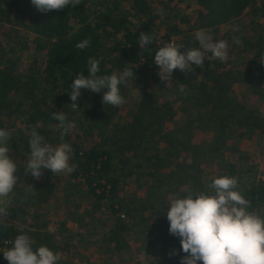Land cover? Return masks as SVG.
Listing matches in <instances>:
<instances>
[{
	"label": "trees",
	"instance_id": "16d2710c",
	"mask_svg": "<svg viewBox=\"0 0 264 264\" xmlns=\"http://www.w3.org/2000/svg\"><path fill=\"white\" fill-rule=\"evenodd\" d=\"M123 1L125 0H80V4L75 7L69 5L59 11L40 12L31 4V0H23L22 7L17 8L29 11L28 15L32 17L29 25L31 30L50 40L37 75L32 70L33 73L21 76L12 62L6 66L4 62L7 61H0V129L11 133L8 146L11 158L15 159L13 157L18 155L29 156V140L33 128L40 135L45 128H56L59 121L52 118L53 113H78L88 120L89 126L97 127V132L92 129L88 131L95 135L88 146L72 142L74 148L70 164L75 166L73 176L85 187L87 193L95 197L97 206L102 199H115L110 203L115 219L104 233L105 242L116 250L128 247L126 235L128 226L134 222L133 217L141 216L144 210L151 209L155 214L152 225L161 246L169 245L167 249L181 247L180 238L169 233L164 206L143 202L145 199L137 198L138 196H134L129 206L119 195L120 176L140 172L146 184L145 198L149 201L151 194L155 193L151 187L168 186V191L181 197L190 191L195 193L205 190L218 176H232L233 165L227 162L223 165V171L206 177L200 174L201 164L198 158L209 155L211 151L222 154L227 149L234 152L235 148H229L228 142L238 134L242 136L264 130V116L257 108L248 106L235 96L233 77L229 70L215 72L209 68L212 60L205 57L203 68L193 65V71L189 73L178 69L173 72L169 84L175 90L178 110L183 115L180 123L174 122L176 112L173 104L162 102L151 86L156 85L162 89L168 84L158 76L159 68L154 63V55L159 47L171 43V37L179 31L176 25L170 24L160 33L155 23L157 14H147L148 4L145 0H133L134 7L148 16L132 25ZM1 2L2 0L0 17L8 21L11 9L7 5H1ZM255 2L256 0H195L199 25L216 28L215 26L229 21L236 22L246 8L254 13H264V2L259 5ZM142 32L153 37L152 43L144 47L139 42ZM84 40L90 41L89 46L78 49L76 45ZM179 41L177 45L184 47L180 49L181 52L193 48L197 42L191 39ZM245 44L259 59L256 73L258 83L253 88V92L259 93L264 90V63L260 60L264 56V33L259 32L246 40ZM90 57L100 61L98 75L119 74L125 67L135 73V78L133 76L119 86L123 98L129 88L136 94L132 102L125 101L124 106L130 105L128 110H124L123 105H103V92L93 93L89 90H82L76 101L78 108H72L69 95L72 81L77 73L87 75ZM180 84L184 85L183 92L179 90ZM120 108L122 112L126 111V117L122 122H117L115 116ZM10 120H14V127L9 124ZM168 122L176 124L168 127ZM198 128L213 132L210 143L204 145L203 150L200 149V144L191 140L194 130ZM64 139H70V135H64ZM182 151L190 152L191 161L186 164L183 176L176 179L173 177L174 172L165 169L174 160L181 164ZM130 154L134 156V162H131ZM23 167L24 165L20 172ZM237 190L250 201L249 210L264 217V179L237 185ZM32 191L36 192L37 201L44 202L52 196L53 184L49 179L43 183L35 182ZM24 192L27 193L28 190L19 188L16 194L22 195ZM11 211L10 217L13 218L16 211L13 207ZM122 215L126 217H121ZM17 235L19 231L11 226L0 232V264H8L3 252L11 247L10 241ZM33 235L34 248L45 245L54 252L57 251V245L50 241L48 233L42 236L36 230L30 232V238Z\"/></svg>",
	"mask_w": 264,
	"mask_h": 264
},
{
	"label": "rangeland",
	"instance_id": "374dc122",
	"mask_svg": "<svg viewBox=\"0 0 264 264\" xmlns=\"http://www.w3.org/2000/svg\"><path fill=\"white\" fill-rule=\"evenodd\" d=\"M145 2L148 4L147 14L151 15L152 12L157 14L155 23L160 33L164 32L166 25H176L179 32L171 37V43L178 44L177 42L183 39L194 41L199 30L208 32L214 42L226 41L228 49L225 60H219L209 52L205 53V56L212 60L209 68L214 69L215 72L229 70L233 77L235 96L248 106L257 108L258 112L264 116V90L259 93L253 92V88H256L258 83L256 73L259 59L245 44L246 40L255 37L259 32L264 33V13L260 11L254 13L250 8H246L236 22L229 21L215 26L216 28H207L199 25L195 0H145ZM261 2L264 0H256L255 4L259 5ZM22 4L23 0H2L1 2V5H7L11 9V14L8 21L0 17V61H7L4 62L6 66L12 62V66L21 76L33 73L32 70L37 75L39 66L42 65L46 55L50 38L39 36L31 30L29 25L32 17H29V11L18 9L22 7ZM122 4L129 12L128 16L132 25L148 16L134 7L133 0H125ZM72 26H76L74 22ZM234 38L240 43H234ZM194 47H200L198 41ZM151 89L162 102L167 101L173 104L176 112L174 122L180 123L183 115L178 110L173 87L167 84L166 87L160 89L152 85ZM125 93V101L132 102L135 99L133 96L136 94L132 88L127 89ZM129 108L130 105L124 106V110ZM123 112L121 108L120 111L118 110L115 116L117 122L125 119L126 111ZM64 114L67 122L74 124V127L64 134L70 135V139H64L63 129L57 128V125L53 129H44L42 136L47 142L54 146L68 143L72 151L74 148L72 142L86 146L93 142L95 135H91L88 131L92 129L93 132H97V127L89 126L88 120L78 113ZM13 121L10 120L9 124L14 127ZM176 123L168 122L166 126L173 127ZM212 135L213 132L198 128L194 130L191 140L200 144V149L203 150V146L210 143ZM228 144L229 148H235L234 152L227 149L222 154L211 151L209 155L198 158L201 164L200 174L209 177L211 173L223 171V165L228 162L233 165L231 166L234 172L232 177L237 178L238 185L250 180L264 179V130L245 133L242 136L238 134ZM189 156L191 159L189 151H182L180 153L181 164L174 160L165 170L174 172L173 177L178 179L179 176H183L186 164L191 161ZM13 158L17 164L16 175L19 180L14 192L6 200L5 213L0 214V232L11 226L19 231V234L30 235V232L36 230L42 236L48 233L50 241L57 245L56 252L60 254L57 264H181V257L186 254H182L180 246L169 249H167L169 245L161 246L152 225L155 214L153 215L151 209L144 210L141 216L133 217L134 222L128 226L126 235L128 247L116 250L104 240V233L115 219L110 207V203L115 199H102L100 205L97 206L95 197L86 192L85 187L78 182L79 180L73 176L72 172L53 175L50 170L41 169L43 175L37 180L30 174L25 175L27 155H18ZM133 158L134 156L131 162H134ZM184 160L187 162H183ZM23 165V171L20 172ZM47 179L53 184L52 196L44 202H39L36 199V192H31V190L35 182L43 183ZM145 187L144 177L140 172H135L130 176H120L119 195L129 203V206L134 196H138L137 198L145 199L143 202L149 204L153 202L158 207L164 206L166 211L170 200L178 196L168 191V186L162 185L151 187L154 188L155 193L151 194L149 201L145 198L147 197ZM19 188L28 190V192L17 195ZM12 207L16 211V216L13 218L10 217ZM121 212L124 213V211ZM31 239H34V235ZM173 250L176 255H170ZM197 264H202V262H197Z\"/></svg>",
	"mask_w": 264,
	"mask_h": 264
},
{
	"label": "clouds",
	"instance_id": "9594fccd",
	"mask_svg": "<svg viewBox=\"0 0 264 264\" xmlns=\"http://www.w3.org/2000/svg\"><path fill=\"white\" fill-rule=\"evenodd\" d=\"M31 4L40 12L63 10L69 5L75 7L80 0H31ZM199 48H184L183 45L165 43L155 52L154 63L158 66V76L168 84L172 81L174 70L183 73L193 71V65L203 68L205 53L219 60L227 58L228 44L224 40L213 41L212 36L204 30L196 33ZM153 37L140 34V46L152 43ZM239 44L238 39L233 40ZM90 44L84 40L76 45L84 49ZM264 63V56L260 57ZM100 61L88 59V73H77L69 93L71 106L78 108L76 101L82 90L101 93L102 104L119 107L125 103L120 94V85L135 78V73L125 67L119 74L98 75ZM107 89V91H103ZM179 90L184 91L180 84ZM52 118L59 121L63 129L62 136L74 127L67 122L64 112L53 113ZM11 133L0 129V214L5 213L6 200L14 192L19 177L16 175L17 164L10 156L8 142ZM30 154L25 165V175L39 180L43 175L42 168L53 174L70 173L74 165L70 164L72 148L68 143L53 145L38 134L33 128L30 133ZM238 180L232 176H218L205 190L188 192L183 197L170 200L166 212L169 221V233L180 238L181 264H264V217L250 211V201L237 190ZM11 247L3 252L8 264H57L60 254L49 247H33V240L27 234L17 235L10 241ZM170 255H176L173 250Z\"/></svg>",
	"mask_w": 264,
	"mask_h": 264
},
{
	"label": "built area",
	"instance_id": "2783aa9c",
	"mask_svg": "<svg viewBox=\"0 0 264 264\" xmlns=\"http://www.w3.org/2000/svg\"><path fill=\"white\" fill-rule=\"evenodd\" d=\"M4 250V249H3Z\"/></svg>",
	"mask_w": 264,
	"mask_h": 264
}]
</instances>
